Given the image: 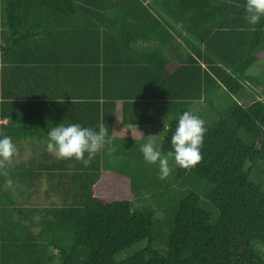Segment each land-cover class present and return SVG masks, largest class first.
Returning <instances> with one entry per match:
<instances>
[{"label":"trees","instance_id":"trees-1","mask_svg":"<svg viewBox=\"0 0 264 264\" xmlns=\"http://www.w3.org/2000/svg\"><path fill=\"white\" fill-rule=\"evenodd\" d=\"M245 4L0 0V117H11L5 107L21 106L19 98L28 95L22 76L16 80L22 79L23 93H11L17 90L9 74L16 64L12 50L37 54L43 44L51 58L41 64L52 69L53 83H64L79 58L82 64L98 63V111L114 89L124 111L129 104L149 111L146 119L133 121L167 123L157 146L162 154L172 151L179 116L193 113L192 104H206L217 116L214 126H206L202 161L186 170L169 158L173 171L163 180L158 163H146L142 153L141 161H121L117 153L128 147L113 146L109 153L106 145L90 167L73 158L52 160L47 180L61 204L38 206L28 192L41 175L36 164L9 167L13 184L22 186L13 193L0 175V264H264L256 247L264 243V99L242 104L235 98L243 89L264 92V80L248 73L264 56V17L249 24ZM58 93L52 96L68 95ZM133 98L139 99L129 103ZM110 118L98 115L97 122L107 127ZM175 183L184 191L176 202L170 199ZM144 190L164 207L163 219L153 209L133 208L131 196L142 200L138 193ZM169 203L176 207L169 210ZM144 238V248L116 259ZM160 243L164 253L155 248Z\"/></svg>","mask_w":264,"mask_h":264},{"label":"crops","instance_id":"crops-1","mask_svg":"<svg viewBox=\"0 0 264 264\" xmlns=\"http://www.w3.org/2000/svg\"><path fill=\"white\" fill-rule=\"evenodd\" d=\"M6 32L8 31L6 30ZM9 56L10 54L8 58ZM36 56L38 58L37 62H35L36 59L28 61L30 58H36ZM11 58L16 60V64L14 69L9 71V74L14 82L15 89H17L11 93H17L18 95L22 94V85L19 84L22 79H26V83L23 85L24 88L22 90L24 92L26 91L28 95L23 99L19 98L20 101H22L21 106L5 107L4 112L11 114V117L8 115L0 117V124L2 125L0 127V134L7 135L9 128L13 130V136L11 138L18 148L19 155L14 158L13 164L10 167L15 166L18 162H27L29 160L36 164L35 169L39 170L41 175L36 181V185L32 186L31 189L28 188L30 190H28V192H32L33 195L42 192L43 200L49 199L50 194H52L47 180V172L51 169L48 164L52 163V160H61L47 151V134L52 127H56L61 123L65 125L79 123L84 127H91L96 130L97 125H100V123L97 122L98 115L99 120L103 116L106 117V119H109L111 116L110 120H108L110 122L106 124V128H108V136L112 140V146L128 147L126 148V152L121 150L117 153V155H121V161H123L125 157V160L138 159L141 161L140 155L142 152L140 149L134 148L133 146L141 147V145L148 142L149 136L152 135H154L156 144L159 145L163 136L166 134L167 123L162 121L159 122L160 120L148 123L133 121L134 119H146L149 117V111L146 112L147 109L144 107L145 105L140 109L137 108V110L131 109V104H129L126 111H124L122 107L123 100H119L118 97L113 98V96H117L113 94L118 93L114 89L111 96L110 92H108L107 97L109 98L107 104L104 105L103 109H99L98 111V106L93 104L94 102H98L100 106L103 101L102 98L96 100L93 97L96 93L95 89L97 83V70L94 66H97L98 63L82 64V58H79L76 60L74 72L67 77L64 71L63 75H66L65 82L57 84V82H52V78L55 74H53L50 66L41 64V61H45L43 63H46V61H49L51 58L50 49L45 44H43V47H40L37 54L31 52V50L28 51L27 49L15 48L12 50ZM260 61L261 59L255 63ZM109 75L114 77L113 74L109 73ZM252 75L258 76L264 80V72L260 74L252 71ZM18 76H22V79L16 80ZM18 86L20 87L19 90ZM253 88L255 89V87ZM54 91H59L58 94L67 93L68 95H63L62 97L52 96ZM259 91L260 88L257 89V92L253 91V93L243 89L235 98H239L237 101L242 104H249L256 98L264 99V92L259 93ZM135 99L139 98H133L128 102L132 103L136 101ZM161 108L162 111L165 109L164 106L159 107L158 111H161ZM125 113L127 119L124 118ZM84 116L91 117V121ZM153 116L155 118L158 117L157 113H153ZM83 118L87 120H83ZM125 121L129 122L126 123ZM101 124L103 123L101 122ZM73 162H76L74 158ZM104 172L109 174V176L112 175V171L110 170H104ZM42 181L44 183V189H41V187H43V185H41ZM21 186L22 185L19 183H15V185L12 184L11 188L13 193H17L15 188ZM24 200L26 201V197H24ZM43 200L41 202L40 200L39 202L32 200L31 203L38 206L52 205V201L50 204H46ZM57 202L59 204V198H57Z\"/></svg>","mask_w":264,"mask_h":264},{"label":"clouds","instance_id":"clouds-1","mask_svg":"<svg viewBox=\"0 0 264 264\" xmlns=\"http://www.w3.org/2000/svg\"><path fill=\"white\" fill-rule=\"evenodd\" d=\"M245 20L255 25L264 17V0H246ZM207 132L205 121L191 111H185L179 116L175 132L171 137L172 151L163 155L157 147L154 135L149 136L148 142L141 145L140 151L148 164H157L159 178L166 179L172 173L169 158H173L180 168L191 170L202 159L201 149L204 135ZM47 151L57 159H72L90 167L95 156L108 146L109 153L115 151L112 140L108 136V128L103 124L98 131L91 127H84L79 123L59 124L48 131ZM19 155L18 148L12 138L3 135L0 138V175L6 178V186L13 184L8 168L14 158Z\"/></svg>","mask_w":264,"mask_h":264},{"label":"rangeland","instance_id":"rangeland-1","mask_svg":"<svg viewBox=\"0 0 264 264\" xmlns=\"http://www.w3.org/2000/svg\"><path fill=\"white\" fill-rule=\"evenodd\" d=\"M251 71L256 72V73H260V74L264 72V58L263 57L261 58L260 62L255 63L254 65L251 66V68H249L248 73H250ZM237 99H239V98H237ZM191 106H192L193 113L205 121V126H214L216 124L217 116L209 106H207L206 104L204 105L203 103H196V104L194 103ZM163 155H167V153H165ZM41 185H43V187H41V189H44L43 181H42ZM172 187H173V191H171V193H170V197H171L170 199L173 200L174 202H176L177 199L179 198V196L182 193H184V191L182 192V188L177 183L173 184ZM188 188H190V187H188ZM196 190L201 192V188L199 185L196 187ZM23 196L25 197V194ZM138 196L142 197V200H137V198H134L133 196H131V198L133 199V208L136 206H140L139 209H141V210L153 209L154 216L156 218L163 219L165 217L164 207L158 206L156 204V202L151 198L150 195H148V193L145 190L143 192H139ZM21 198H23V197H21ZM42 198H43V193L40 192L37 195H33L31 197L30 201L35 200V201L39 202V200H40V202H41L43 200ZM43 201H45L46 204H50L52 201V204H53L54 202L57 203V198L55 196L53 197V195L50 194L49 199H46ZM25 204L27 205L26 201H25ZM59 204H60V202H59ZM172 206H173V208L176 207L174 204L169 203L167 205V208H169V210H171ZM147 241H148V239L144 238V239L138 241L137 243H135L134 245H132L131 247L126 248V249L118 252L115 255L116 259H121V258L131 254L132 252H134L136 250L144 248L145 245L147 244ZM256 247L264 255V243H257ZM155 248L160 253H164L166 247H165L164 243H160V244H157L155 246Z\"/></svg>","mask_w":264,"mask_h":264}]
</instances>
